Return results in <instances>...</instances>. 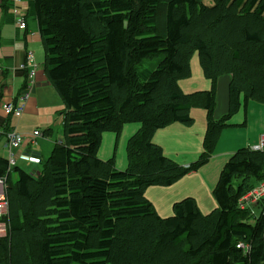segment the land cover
I'll list each match as a JSON object with an SVG mask.
<instances>
[{
	"label": "trees",
	"instance_id": "1",
	"mask_svg": "<svg viewBox=\"0 0 264 264\" xmlns=\"http://www.w3.org/2000/svg\"><path fill=\"white\" fill-rule=\"evenodd\" d=\"M202 1L33 0L44 75L63 105L62 141L34 174L0 156V179L9 172L0 264H264V219L238 208L264 180V151L230 156L208 215L187 197L162 218L145 197L205 166L234 113L264 104V0ZM160 53L155 70L143 67ZM194 53L211 89L185 94L179 81L191 77ZM224 76L227 112L216 120ZM196 109L206 112L202 153L184 167L153 137L172 124L192 127ZM131 123L140 127L119 172L97 153L104 133L118 137Z\"/></svg>",
	"mask_w": 264,
	"mask_h": 264
},
{
	"label": "crops",
	"instance_id": "2",
	"mask_svg": "<svg viewBox=\"0 0 264 264\" xmlns=\"http://www.w3.org/2000/svg\"><path fill=\"white\" fill-rule=\"evenodd\" d=\"M0 1V123L7 118L2 109L3 103L12 102L22 105L24 111L20 117H11L10 129L29 136L35 131L45 133L49 130L43 137H36L33 142L27 139L23 147L16 151L15 168L33 174L41 169V163L47 159L54 146L62 141V116L61 114L57 116V113L63 110V105L44 75V52L37 31L33 0H20L18 3H13L11 0ZM16 7L23 8L27 12L26 31H19L15 25L13 10ZM28 53L33 55L36 75L34 88L29 97L21 103L18 99L24 94L28 73L26 69L24 75L23 71L18 70V66L26 62ZM229 81L227 76L218 81L219 94L214 114L216 119H220L227 112L226 98ZM201 84L196 85V90L201 87L206 89V84ZM179 86L182 91H188L191 85H185V88L182 87L183 85ZM258 106L254 103L248 104L247 111L242 115V120L238 123L234 122V127L224 130L222 138L217 142L214 155L203 166L205 167L204 171H201V168L198 170L199 175L197 172L188 174L181 179L185 180V184L179 185V181H181L179 180L170 187H151L146 190L145 197L152 203L159 216L170 217L172 204L187 197L196 200L202 214L207 213L212 207L216 208L215 201L213 206L208 201L206 192L216 185L217 177L228 161V155L231 156L240 148L258 145L260 137L264 135V107ZM249 109L252 111L251 114ZM191 114L195 118L193 127L187 128L179 124H172L158 130L153 137V142L161 147L166 157H181L184 160L180 165L186 167L197 161L198 156L201 155L206 127V115L203 111L196 109L191 111ZM60 118L61 123L58 122ZM251 122L255 123L254 131L250 130ZM53 126L56 129H53ZM20 154L38 159L40 164L28 163L20 158ZM0 156L5 159L9 158L5 142L0 146ZM198 198L201 203L198 202Z\"/></svg>",
	"mask_w": 264,
	"mask_h": 264
},
{
	"label": "rangeland",
	"instance_id": "3",
	"mask_svg": "<svg viewBox=\"0 0 264 264\" xmlns=\"http://www.w3.org/2000/svg\"><path fill=\"white\" fill-rule=\"evenodd\" d=\"M202 4L204 6H211L213 4V0H203L202 1ZM0 5H1V1H0ZM25 15H26V26H27V12L25 9L23 8H19ZM31 58H30V62L28 61V66L29 67H33L34 66V58H33V55L31 53H29ZM192 59H191V62H190V68H191V77L189 79H185V80H180L179 81V85H183L182 87L185 88V85H191L189 86L190 89H188V91H182L183 93H189V94H192V93H195V92H206V91H209L211 89V82L209 80H207L203 74H202V71H201V68H200V64H199V60H198V55L197 53H194L192 55ZM163 59V56L162 54H158L157 56L151 58V59H145L143 61V67L148 69V70H155L156 69V66L159 62V60L161 61ZM196 68H197V71H196ZM27 68L25 67V63L21 64L18 66V70L19 71H25ZM27 73H29L28 69L26 70ZM201 83H205L206 84V89H202L203 87L201 88H198L196 90V85H200ZM202 85V84H201ZM219 93L217 92V95ZM217 103V102H216ZM251 103H254V105H259L258 107H264V104H256L255 102H250L249 105ZM217 106V104H216ZM226 106H227V98H226ZM248 108V107H247ZM200 111H203V113L206 115V112L202 109H199ZM193 111V110H192ZM195 111V110H194ZM247 111V109H246ZM238 112H235L232 119H231V124H233L234 122L238 123L242 120V115L244 114V110L243 108H241V110L239 111V113L237 114ZM249 113L251 114L252 111L249 109ZM60 114V111L57 113V116H59ZM191 117L193 119H195L192 114H191ZM221 117V116H220ZM219 117V118H220ZM216 120H219V119H216ZM61 123V118L59 119V121ZM60 125V124H59ZM194 125V124H193ZM140 125L138 123H131V124H126L121 132V134L116 137V135L112 132H106L103 134L102 136V140H101V144H100V147H99V150H98V153H97V157L99 160H102L104 162L108 161V160H113L114 161V165H115V168L116 170H118L119 172H124L125 169L127 168V157H126V145L129 141V139L134 135L136 134V132L138 131ZM193 127V126H192ZM53 129H56L55 126L52 127ZM135 128V129H134ZM256 129L255 127V123H250V130L251 131H254ZM226 130V129H224ZM224 130L221 132L220 134V137L219 139L222 138V134L224 132ZM205 131H206V127H205ZM239 133V132H238ZM205 134V132H204ZM25 136V141L27 139H30L31 140V135H24ZM264 136V135H263ZM204 138V137H203ZM10 140V139H9ZM9 140L8 138L5 139L3 138L0 142V146H2L3 142L6 143V147L7 145H9ZM11 141V140H10ZM260 142V141H259ZM258 142V144H259ZM25 143V142H24ZM254 146V145H253ZM253 146H250L251 150H253ZM10 150V149H9ZM20 150V149H19ZM16 151L18 150H15V151H12L10 150L11 153L14 154V157L16 158ZM190 151V150H188ZM254 151V150H253ZM256 152V151H255ZM233 154V153H232ZM214 155V154H213ZM21 159H23L24 161L28 162V161H32V162H28V163H32V164H37L39 165L40 164V161L38 159H33L31 157H28L29 160H26V156L25 155H22L20 154L19 155ZM229 156L228 155V159H229ZM172 157V160L178 164H181L182 161L184 160L183 158L181 157H175V156H171ZM170 157V158H171ZM199 157V156H198ZM188 160V159H186ZM186 167V166H184ZM205 167H202L201 168V171H204ZM221 172V171H220ZM9 173V172H8ZM4 175L1 179H0V241L5 237L7 236V231H6V222H5V216H6V213L8 212V201H7V196H6V191H7V187H6V183H5V180L7 179V175ZM34 174V173H33ZM197 174L199 175V172L197 171ZM220 175V173H219ZM219 175L217 177V180L219 178ZM12 179L13 181L15 180V176L14 174L12 175ZM217 182V181H216ZM177 183V182H176ZM185 180H181L179 181V185L181 184H185ZM174 185V184H173ZM212 190H207L206 192V195H207V199L208 201L212 204L213 206V197H212ZM195 196H196V193H194ZM146 196V194H145ZM198 202L201 203L200 199L198 198ZM215 208L212 207V209H210L207 213H203V214H210ZM161 217V216H160ZM163 218V217H162ZM168 218V217H166ZM1 220H3L4 222H2Z\"/></svg>",
	"mask_w": 264,
	"mask_h": 264
},
{
	"label": "built area",
	"instance_id": "4",
	"mask_svg": "<svg viewBox=\"0 0 264 264\" xmlns=\"http://www.w3.org/2000/svg\"><path fill=\"white\" fill-rule=\"evenodd\" d=\"M13 3H18L20 0H11ZM14 18H15V25L16 27L21 30H26V15L19 9L15 8L13 10ZM30 54L28 53L26 57L25 67L28 69V82L27 86L25 88L24 94L19 97V102L23 103L28 97L32 89L34 88V77L36 75V65L34 64L33 67L28 66V61L30 62ZM3 112L6 116H14V117H20L23 113L24 109L22 105L13 104L12 102L3 103L2 105ZM4 131L2 127L0 126V138L3 137ZM6 139L9 140V145H7V149L9 151V162L13 168L15 165L16 158L14 157V154L10 152V150L15 151L19 150L23 147L25 142V136L23 134H20L16 132L15 130H10L5 134ZM43 133L39 131H35L31 135V141L36 137H43ZM10 149V150H9ZM254 151H262L264 149V136L261 137L260 144L252 148ZM26 160H29L28 157H26ZM32 162V161H28ZM238 208L241 211L248 210L250 214L256 218L261 217L264 219V180L259 182L254 188H252L250 191H248L246 194H244L239 200H238ZM237 248H241L243 250L244 255L246 254V251L248 250L247 245L243 244H237Z\"/></svg>",
	"mask_w": 264,
	"mask_h": 264
},
{
	"label": "clouds",
	"instance_id": "5",
	"mask_svg": "<svg viewBox=\"0 0 264 264\" xmlns=\"http://www.w3.org/2000/svg\"><path fill=\"white\" fill-rule=\"evenodd\" d=\"M261 137H263V136H261ZM261 137H260V140H261ZM259 144H260V142H259ZM259 144H258V145H259ZM256 146H257V145H256ZM254 147H255V146H254ZM249 148H251V147H249ZM262 151H264V149H263Z\"/></svg>",
	"mask_w": 264,
	"mask_h": 264
}]
</instances>
